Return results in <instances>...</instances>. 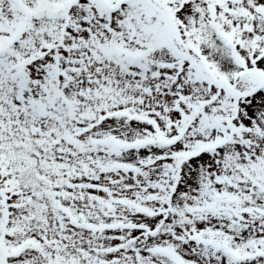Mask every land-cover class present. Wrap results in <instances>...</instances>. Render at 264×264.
I'll return each instance as SVG.
<instances>
[{
	"label": "snow or ice",
	"instance_id": "snow-or-ice-1",
	"mask_svg": "<svg viewBox=\"0 0 264 264\" xmlns=\"http://www.w3.org/2000/svg\"><path fill=\"white\" fill-rule=\"evenodd\" d=\"M0 264H264V0H0Z\"/></svg>",
	"mask_w": 264,
	"mask_h": 264
}]
</instances>
